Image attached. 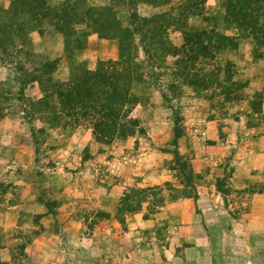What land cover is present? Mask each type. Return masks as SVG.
Segmentation results:
<instances>
[{"label": "rangeland", "instance_id": "rangeland-1", "mask_svg": "<svg viewBox=\"0 0 264 264\" xmlns=\"http://www.w3.org/2000/svg\"><path fill=\"white\" fill-rule=\"evenodd\" d=\"M67 1L72 3H48L54 8ZM103 1L87 0V5L103 6ZM226 1L206 0L202 16L189 25L238 37V30L224 21ZM175 4L160 10L178 16ZM8 9L0 6V23H7L3 12ZM9 22L27 31L24 43L19 31L22 36H15L9 51L0 49L3 264H264V103L253 109L257 95L264 93V47L240 40L238 49L208 62L214 66L199 64L198 70L215 77L208 83L212 89L198 92L175 71V56L164 55L152 64L142 52L137 61L139 54L133 57L126 49L148 73L143 86L136 87L142 103L131 114L141 120L145 134L109 143L96 129L102 119L90 109L80 111L79 118L61 114L62 100L51 92L52 83L66 88L71 78H58L60 60L41 53L34 42V35L55 28L25 14ZM89 25L68 32L82 37ZM170 30L181 33L180 45L169 32L172 45L181 48L183 33ZM119 60L120 49L115 62ZM56 62L50 75L45 66ZM49 91L53 115L37 113L28 119L29 102L43 100ZM222 93L234 94L232 101ZM177 123L182 133L177 150L196 175L193 198L185 196L191 192L174 163ZM238 157L252 158L258 167L248 170L250 180L243 178L247 183L241 190L232 187L234 170L242 162ZM145 189L152 191L142 195V203L132 201L133 211H125L124 198Z\"/></svg>", "mask_w": 264, "mask_h": 264}, {"label": "trees", "instance_id": "trees-1", "mask_svg": "<svg viewBox=\"0 0 264 264\" xmlns=\"http://www.w3.org/2000/svg\"><path fill=\"white\" fill-rule=\"evenodd\" d=\"M109 1L110 4L107 6H89L87 0H72V3L67 1L60 7L52 8L47 0H13L10 8L3 12L8 18L7 23H0V49L4 50L3 52L9 51L7 46L13 44L16 37L20 39L21 33L17 34V32H23L22 38L24 39L27 30L9 22L10 19L16 20L23 14L31 15L34 22L48 21L57 32L64 35L66 54L71 65V80L66 88H63L60 83H52L51 92H56L58 98H61L63 104L61 114L64 116L72 119L79 118L77 114L80 111L86 112L88 109L99 116L102 121L97 124L96 129L98 134L105 137L102 140L105 142L112 143L117 139L126 140L138 133L145 134L141 120L132 118L131 114L142 103V98L136 94V87L142 85L148 73L145 72L143 64L137 65L132 62L126 49H130L134 54L133 57L139 54L140 58H137V61H140L142 52L145 60L148 59L152 64H155L157 58L164 57V55L175 56L177 58L175 71L179 73V77L183 78L186 85L198 92L212 89L208 83L212 76L215 77L211 71V73L206 72L205 75L203 74L204 69L198 70L199 64L204 63L206 67L214 66L208 62H215L218 56L226 50L238 49L240 40H251L258 49L264 47V0H227L224 3V21L228 26H233L238 30L239 36L236 38L221 33L215 28L202 29L189 25L190 19L202 16L200 8H204L206 0ZM141 3L153 7L173 3L176 7L175 3H177L179 4L178 16L165 13L151 18L140 17L137 9ZM120 8L127 9V25L119 18L118 9ZM83 15L87 18L85 19ZM79 24H90V30L83 33L82 37H76L73 35L74 32H68L69 28L72 29L73 26ZM174 27L184 35V45L181 48L174 47L169 40L170 29ZM41 32L43 33V31ZM89 32L98 34L102 39L118 40L120 60L118 62L101 61L95 71H91L85 64H78L73 60L74 50L84 47ZM6 36L7 38H5ZM0 60L3 62V59ZM57 66L56 62L55 65L48 63L45 67L49 69L51 75L55 73ZM220 72L221 69L216 71L218 75ZM226 73L229 75V70ZM34 82L36 80L31 81V83ZM217 86H222V82L218 81ZM51 92L49 91V94L39 102L28 101L30 110L28 119L33 118V114H48L51 110L53 111L54 108L50 101L54 96ZM232 95L234 94L222 93V96L230 97L228 102L232 101ZM256 99L257 101L253 104L255 111H257L258 104L264 103V93L258 94ZM89 114L83 116L84 119ZM59 116L58 114L54 115L56 119L60 120ZM49 119L50 122H54V119ZM180 128L177 123L173 143L176 148V151L173 152L176 160L174 163L178 166L176 170L180 172L179 177L182 185L191 192L186 193L185 196L193 198L192 194H197L196 175L191 162L185 160L177 150L179 140L182 138ZM151 191V189L134 191L136 194L134 198L127 195L124 198L125 211H133L132 201L136 198V202L142 203V195ZM0 264H3L1 259Z\"/></svg>", "mask_w": 264, "mask_h": 264}, {"label": "crops", "instance_id": "crops-1", "mask_svg": "<svg viewBox=\"0 0 264 264\" xmlns=\"http://www.w3.org/2000/svg\"><path fill=\"white\" fill-rule=\"evenodd\" d=\"M49 3H52L56 0H47ZM63 1V0H61ZM103 1V6H107L110 4L109 0ZM100 6V4H97ZM0 6H3L4 8L8 9L10 6V0H0ZM160 9H167V6L162 7H153L145 3H141L138 8V13L143 18H151L158 14H163L166 12H161ZM159 12V13H157ZM119 18L125 22V25L128 24V13L126 8H120L118 9ZM127 19V21H125ZM81 30H85V27H82ZM172 35L178 38L180 41V45L182 43L181 33L180 32H172L170 30ZM171 35V38H172ZM87 42V46L83 50H74V58L75 61L79 63H86L89 65V69L96 70L98 63L100 61H117L119 57V41L118 40H107L102 39L99 37L96 33L87 34V38L85 39ZM34 42L39 44V47H42L41 53L47 54L51 57V59H57L60 60L58 72L56 75L58 78L63 79H69L70 76V69L69 65L70 62H68L69 58L66 54V38L64 35L60 32L53 31L52 28L49 30L43 31L42 34L34 35ZM174 44V43H173ZM175 45V44H174ZM66 57L68 58L66 60ZM100 60V61H99ZM236 158V157H235ZM238 159H241L242 162L239 163L237 168L234 170V174L232 177L233 185L232 187L241 190L245 188L246 181H243V178H249L247 175L249 174L248 170H257L258 167L255 166L254 160L251 158V160L247 161L246 159L243 160L242 158L238 157ZM246 165V166H245ZM236 166V165H234ZM233 167V165H232ZM248 171V172H247ZM250 180V178H249Z\"/></svg>", "mask_w": 264, "mask_h": 264}]
</instances>
